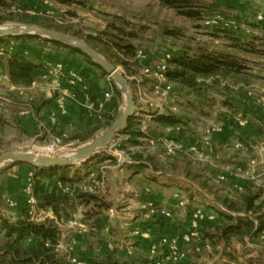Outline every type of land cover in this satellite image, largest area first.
Instances as JSON below:
<instances>
[{
    "label": "crops",
    "instance_id": "obj_1",
    "mask_svg": "<svg viewBox=\"0 0 264 264\" xmlns=\"http://www.w3.org/2000/svg\"><path fill=\"white\" fill-rule=\"evenodd\" d=\"M251 1V4L259 6V10L264 8V0ZM247 4L240 5V10L237 11L241 22L238 27L229 26L227 29L246 34L251 30L252 33L249 34H254L253 29L262 26L256 22L255 15L258 11L254 10L253 6L250 7L249 4L247 11H243V6L247 7ZM42 56V61L46 64L61 62L66 68L80 73L84 77V85L77 87L72 96L64 99V111H61L56 95L48 91L46 82L41 78L42 73L38 74L31 85L25 87L14 86L7 80L9 90L25 96V109L17 111V115L21 116H18L21 119V129L25 131V137L30 143L34 145L49 142L55 135L60 136L66 144L77 142L78 139L70 138L79 134L88 135L94 131L95 136L103 130L100 127L109 117L117 118L121 114L124 108L123 95L116 97L108 75H103L97 67L69 49L58 47L52 53H44ZM2 72L7 76L6 58ZM255 78L256 81L264 82V75ZM144 80L145 83L134 79L131 87L135 100L133 115L138 120L152 112L137 103L138 91L147 90L149 100L155 101L149 84ZM229 82L228 93L217 91L223 95V103L225 98L230 103H224L214 115L221 125L208 123L209 125L206 124L203 129L194 133L188 122L190 116L176 114L171 110L173 107L168 110L166 106L164 111L171 110L172 114L183 121L182 124L160 126L151 117L147 120L148 138L139 139L140 144L127 145L122 149L115 148L114 151L109 149V152L106 149L114 146L110 142L96 156L81 164H74L80 167V174L85 176L73 183V208L69 210V215L72 212L78 213L92 227L90 232L84 234H70L76 241L75 251L79 257L85 255L94 260H101L107 253L112 252L114 259L119 263L143 264L152 258L149 253L150 246L161 236L179 237L182 234L191 213L199 207L194 203V199L199 195L203 197L204 204L208 205L200 207L203 211L199 219L200 236L184 245L183 258L167 264H264V242L258 243L259 240H264V231L254 237H246L243 243L233 240L229 247H225L223 242L211 246L209 239L204 235L205 232H213L215 226L224 222L216 212L217 209L225 211L216 201L217 197L234 195L247 186L261 190V197L256 203L264 199V101H261L264 99V84L257 86L251 80ZM181 88L188 90L183 86ZM108 91L111 97L105 100L104 94ZM202 96L200 95L199 99L202 98L201 101L204 102L205 95ZM6 101L13 103L15 95ZM6 117L8 123L12 124L14 115L10 117L11 121L9 116ZM207 129H211L208 135ZM160 136L175 138L185 146L199 144L207 155V161L201 163L202 171L193 177L189 169L184 167V161H190L186 154L164 155L158 143ZM203 136H207V141L202 142ZM123 137L125 136L121 135L120 138L114 139L119 141ZM117 151H122L124 155V161L121 163L116 160ZM134 152L141 154L142 160H133L131 155ZM99 155L104 156L98 158ZM139 163L144 166L139 167ZM225 166L241 167L246 171V175L244 178L228 175L226 180L220 181L218 174ZM18 168L25 173V182L34 171V168L26 163ZM3 174L13 176L10 170ZM199 176H202L201 180L206 176L221 186L217 189L199 186L192 180L201 178ZM91 181H98V186L92 192L85 191L83 187ZM56 183V177L45 180L47 189H51ZM11 187L9 180L3 190L0 189V216L14 221L25 208V215L29 218L26 193L24 203V200L12 193ZM80 192L96 195L108 203L107 209L100 211L98 219L85 214L91 208L97 209L92 203H80L76 197ZM2 198L5 201H2ZM181 202L183 204H180ZM160 210L167 211L169 216L161 215ZM37 211L43 220L55 219L50 209L37 208ZM231 214L236 215L234 212ZM67 217L62 215L59 220L55 219V223L63 225ZM135 230L139 233H135Z\"/></svg>",
    "mask_w": 264,
    "mask_h": 264
},
{
    "label": "trees",
    "instance_id": "obj_2",
    "mask_svg": "<svg viewBox=\"0 0 264 264\" xmlns=\"http://www.w3.org/2000/svg\"><path fill=\"white\" fill-rule=\"evenodd\" d=\"M64 2V0H58ZM161 7H166L176 14L190 19L202 20L206 19L207 10H214L218 5L203 6L200 0H155ZM12 0H0V24L7 20H13L15 17L8 9L11 6ZM210 12V11H209ZM36 17H33L32 23H36ZM257 22V21H256ZM230 24H234L230 21ZM260 25L261 23H258ZM252 24V26H257ZM264 26L263 24H261ZM106 31H102L100 37L88 35L87 43L99 41L105 47V51H114L120 54L115 60L124 68H128V59H133L137 51L131 40L136 36L133 31L126 32L120 25L111 23ZM45 28H53L58 31L66 32L60 28H55L49 25H44ZM111 29V31H110ZM229 47L233 51L225 50H210L206 48H197L192 51L183 50L178 52L169 53V58L166 59V76L172 84L191 89L197 94L204 95L205 89L216 88L229 92V81L233 83L248 82L252 75L246 65V60L241 57L238 52L247 53H264L262 49L256 47L255 42L258 38L254 35L249 36L241 32L226 29L224 31ZM75 35V34H73ZM10 38L19 41L37 40L38 43L53 44L57 47L69 49L70 51L81 55L87 62L97 67L103 75L106 72L94 64L92 60L80 50L64 45L62 43L44 39L35 35H20ZM95 40V41H94ZM98 53L103 54L104 49H99L96 45L89 44ZM103 51V52H102ZM104 55V54H103ZM115 55V53L113 54ZM106 57V56H105ZM106 59V58H105ZM109 59L110 62V58ZM112 63V62H111ZM46 63L36 60L30 55H24L21 51L12 52L6 58V68L8 82L14 86L25 87L31 85L39 73L45 71ZM116 97H121V92L110 79ZM219 91V90H218ZM225 104H230L225 98ZM0 116V129L1 125L8 124L5 115ZM116 116L109 117L108 120L100 127L104 129L109 126ZM21 121V119H19ZM153 120L160 126H177L182 124L183 121L170 111L158 113L153 115ZM139 120L136 116L132 115L125 126V128L114 138H120L121 135L125 136L118 142L119 149L129 146L140 144L139 139L148 138V134L142 133L139 130ZM95 131L88 135H75L71 140L78 139L80 143L85 142L93 137ZM104 155H99L98 158ZM133 160H142V155L134 152L131 155ZM11 166H23L25 163L17 162L10 164ZM30 175L32 180V194L36 200V207L40 209H50L56 220L60 217L68 216L69 210L73 208L71 191L74 182L83 179L80 167L76 165L55 166V167H36ZM144 166L139 163V167ZM56 177L57 181L64 187L68 188L67 192H63L56 185L51 189H47L45 180ZM261 190L252 187H245L242 191L234 195L220 196L216 201L225 209H217V213L224 222L215 226L213 232H205L204 235L210 241L211 246L223 242L225 247H229L233 240L245 242V238H251L258 233L264 231V199L256 203L261 197ZM80 203L93 204L97 210L91 208L86 211L89 217L95 216L99 218V213L102 209H107L108 203L100 197L93 194L78 193L76 195ZM234 212L236 215H232ZM192 214V213H191ZM191 216V215H190ZM55 219H45L43 221H31L25 215V208L22 214L14 221L0 216V264H67L63 257H60L55 251L53 245L59 236V229ZM48 243V245H46ZM161 255H156L153 259L159 258ZM80 258L86 264H122L114 259L113 253H107L101 260H94L85 255Z\"/></svg>",
    "mask_w": 264,
    "mask_h": 264
},
{
    "label": "rangeland",
    "instance_id": "obj_3",
    "mask_svg": "<svg viewBox=\"0 0 264 264\" xmlns=\"http://www.w3.org/2000/svg\"><path fill=\"white\" fill-rule=\"evenodd\" d=\"M12 1L8 11L14 15L15 18L13 20H7L0 25L21 24L39 27L49 25L66 30L64 33L74 36L85 43H87L86 37L88 35L100 37L101 32L106 31L109 28L108 25L111 23L120 25L126 32L133 31L136 36L131 40V43L134 45L136 51L141 50L145 53L146 58L143 60L136 57L128 59V68H124L119 63H116L115 60H117V57H120V54L114 51H105V46L101 44V42L94 40L95 42L87 43L88 45H96L98 50L104 49V52L102 51L104 55L100 54L108 61L109 59L107 58H110V63L112 62V64L125 75L129 85L131 84L130 87H132L134 79H139L145 83L141 74L142 68L146 64L150 65L158 62L166 53L183 50L192 51L197 48L233 51V49L228 46L229 43L224 31H226L229 26L235 28L241 23L238 18L240 5L248 3L247 7L243 6V11H247L246 9L250 4V7L253 6L254 10L264 12V8L259 10V6L251 4V0H200L201 3H204L202 4L203 6L209 5L210 8H212L210 5L215 3V5H218L214 10L208 9L206 13V17H208L202 20L184 18L169 8L161 7L155 0H64V2L58 0ZM33 17H36V23L31 22ZM230 21H233L234 24H230ZM249 32L252 33L251 30ZM249 32L248 34H246V32L243 34L256 36L258 40H256L255 45L264 52V26H260V28L258 26L257 29H253L254 34H249ZM20 48L24 55H30L42 61V55L44 53H46V55L50 54L58 47L50 43H38L36 39L19 41L10 37H0V75H4L2 72L4 59L7 58L10 53L19 51ZM114 53L115 55H113ZM238 54L246 60V65L252 75H264V53H247L239 51ZM7 80L8 77L6 79H0V116L3 115V119H5V115L9 116V121L12 120V118H10L12 115H14V118L12 124L9 122L6 125H4V123L1 125L0 153L8 151L35 152L33 143L29 142L28 138L25 137V131L21 129L22 126L19 120L21 116L17 115V111L22 108L25 109V96L13 93L9 90ZM250 80L257 86L264 84V82L256 81L257 79L254 78V76H251ZM218 90L214 87L205 89V92H203L205 95V99H203L205 101L203 102L201 101L202 98L199 99L201 94H197L191 89L185 90L178 84H173L174 98L171 101L164 102L163 108L166 106L167 109L173 107L171 110H173L174 113L181 116H190L188 122L192 130L195 131L194 133H197L199 129H203L208 123H213L215 126L222 124L218 119H215L216 117L214 118V115L220 111V107L224 106L223 95L217 92ZM141 91L143 90L141 89ZM22 92L25 94L24 90ZM144 92L146 95L147 90L143 91V93ZM12 95H15V101L13 103L7 102L6 99H10ZM152 95L155 97V101H149L154 103V105L162 103L156 95ZM261 101H264V99ZM172 139L180 142L175 138ZM51 141L38 143V145H47ZM118 142L119 141L116 139L111 141L114 146H112V148H107L106 151H109V149L114 151L113 149L118 148L116 146ZM84 143H80L79 141L70 144L63 143L61 146V154L72 151ZM161 152H163V150ZM116 153L119 152L117 151ZM188 159L191 162L189 161V163H186L184 161V167L188 168L194 177L199 174V171H202L201 167L203 166H201V163L194 162L190 157H188ZM18 167L23 166L9 165L0 168V189L3 190L7 181L10 180V184H12V193L19 196L25 203V173L20 171ZM7 170H10L13 176L3 174V172ZM199 177L201 178L197 180L192 179L199 186L204 185L210 189H217V187L221 186L219 183L214 182L206 176L203 180H201L202 176ZM2 201H5V199ZM194 203L199 206L197 208H200L201 205H206L208 207L207 204H204L203 197L199 195H197L196 200L194 199ZM63 229L66 230V228ZM1 241L2 239L0 238V243ZM261 241L264 242V240H259L258 243Z\"/></svg>",
    "mask_w": 264,
    "mask_h": 264
},
{
    "label": "built area",
    "instance_id": "obj_4",
    "mask_svg": "<svg viewBox=\"0 0 264 264\" xmlns=\"http://www.w3.org/2000/svg\"><path fill=\"white\" fill-rule=\"evenodd\" d=\"M255 19L258 23L264 25V12L258 11L256 13ZM169 56V53H166L164 57L158 62L150 65L146 64L142 68V77L146 79L147 83L149 84L151 93L156 95L162 102L160 104L154 105V103L149 101L143 91H138L136 97L137 103L144 105L146 109L152 111L146 117H143L141 120H139L138 127L142 133H147V120L153 117L155 114L165 112L163 108L165 104L164 102L171 101L174 98L173 84L166 76V59L169 58ZM135 57L140 60L146 58L145 53H143L141 50L137 51ZM1 78L6 79L7 76L0 75V79ZM41 78L46 82L48 91L56 95L57 105L61 111H64V99L72 96L77 87L84 85V77L80 73L66 68L61 62L47 63ZM104 96L105 100H108L111 97V93L108 91L104 94ZM210 132L211 129L206 130L207 135ZM201 139L202 142H205L207 141V136H203ZM158 143L164 154L168 156H175L183 153L190 157L194 162L205 163L207 161V155L199 144L185 146L183 143L175 141L169 137L159 138ZM62 144V138L58 135H55L52 138V141L47 145L34 144L33 149L35 153L41 152L44 154H60L62 152ZM117 145L118 144H116V146ZM237 146L239 147V145ZM116 160L120 163L124 161L122 151H119L118 155L116 156ZM228 175L244 178L246 171H244L241 167L225 166L218 174V179L220 181L226 180ZM56 186L63 192L68 191V188L61 185V183L58 181ZM97 186L98 181H91V183L84 186L83 189L85 191L92 192ZM25 193L27 195L26 204L29 219L36 222L42 221V215L37 211L36 200L32 194V180L30 175L26 179ZM180 204H183V202ZM202 212L203 211L201 208H197L192 212L186 228L179 237L161 236L155 243L151 244L149 253L152 258L143 262V264H167L168 262L183 258L185 255L184 245L191 243L194 239H197L200 236L199 219L202 215ZM159 213L164 216H169V213L164 210H160ZM57 226L59 229V236L53 245L54 251L58 255H62L67 264H86L75 251L76 241L72 235L75 233H87L92 229V227L76 212H72L70 215H68L63 225L57 224ZM63 228H66V230ZM135 233H139V231L135 230ZM70 234L72 235L70 236ZM46 245H48V243H46ZM156 255L161 256H159V258L153 259Z\"/></svg>",
    "mask_w": 264,
    "mask_h": 264
},
{
    "label": "water",
    "instance_id": "obj_5",
    "mask_svg": "<svg viewBox=\"0 0 264 264\" xmlns=\"http://www.w3.org/2000/svg\"><path fill=\"white\" fill-rule=\"evenodd\" d=\"M20 35H35L56 41L67 46L74 47L86 56H88L94 64L102 68L106 74L113 80L120 90L124 99V108L121 114L106 128L78 146L72 151L64 154H44L32 151H8L0 153V167L5 164L26 163L36 167H55L81 164L100 153L113 138L118 135L126 126L128 119L135 112V100L129 82L125 75L118 70L116 66L106 60L100 53L94 50L87 43L78 40L74 36L64 32L56 31L49 28L21 25V24H3L0 25V37H13Z\"/></svg>",
    "mask_w": 264,
    "mask_h": 264
}]
</instances>
